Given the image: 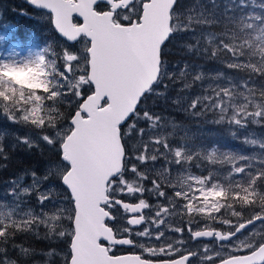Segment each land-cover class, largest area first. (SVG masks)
Segmentation results:
<instances>
[{"label":"snow or ice","instance_id":"obj_1","mask_svg":"<svg viewBox=\"0 0 264 264\" xmlns=\"http://www.w3.org/2000/svg\"><path fill=\"white\" fill-rule=\"evenodd\" d=\"M27 2L46 10L67 46L0 59V109L55 150L60 191L35 172L30 184L29 174L8 182L0 197V264L30 255L9 247L18 233L41 226L66 244L63 264H264V137L238 135L264 128V0H197L196 15L178 13V0ZM219 24L224 31L203 52L223 55L243 75L205 84L197 72L183 84V91L201 87L186 110L215 116L212 123L247 146L240 152L194 145L146 105L176 84L165 48ZM18 142L35 146L27 137ZM33 195L39 212L25 210ZM121 248L128 251L117 254Z\"/></svg>","mask_w":264,"mask_h":264},{"label":"rangeland","instance_id":"obj_2","mask_svg":"<svg viewBox=\"0 0 264 264\" xmlns=\"http://www.w3.org/2000/svg\"><path fill=\"white\" fill-rule=\"evenodd\" d=\"M26 0H0V36H3L4 39L0 40V59L8 58L13 56L16 53H19V56L16 58L27 56L30 51H35L38 47L46 46V44H52L54 47L57 45L67 46L63 38L59 37L52 29L51 24L49 23L48 16L46 11H39L34 9L31 13L27 12L26 9ZM190 10L178 11V13L187 14ZM192 15H196L195 11H191ZM9 15H14L16 20H12ZM26 18L27 26L21 27L19 20ZM23 21V24L24 22ZM191 34V33H189ZM216 35L213 32H209V27L205 26L203 29L200 27L196 28V35L192 34L190 37L191 40H194L193 44L184 43L188 38L187 35L183 39H174L173 46L177 48L176 51L169 49L171 56L165 63L168 65L169 70L177 76V81L174 87L170 86L167 92H164L163 88L158 89V92H163L162 96L157 97L153 95L151 99L146 102V105L149 106L152 111L156 114L163 116L162 113L157 110L161 105L165 108L172 107L178 111L190 112V119L192 123H170L166 124L165 127L169 131L178 130L180 135L187 134L189 142L194 145H210L216 144L225 150H232L234 152L245 151L247 146L241 143L240 139H234L231 136L230 129L226 125L214 124L211 121L216 117L207 114L202 117H194L191 114L190 110L187 109V101L191 99L194 95L199 94L201 87L199 85H194L192 88L187 91H183L184 83H191L193 75L197 72L202 73L205 77V84L208 82L209 78L217 76H230L238 77L239 75L233 73L232 71L226 72V59L221 60L220 63L225 64L224 67L221 65L220 68L213 67L211 61L202 55L203 49L201 47L206 44H209V39L211 36ZM218 36V35H217ZM199 40V47H194L196 42ZM190 44V45H189ZM80 45H76L78 49ZM219 55L217 56V58ZM197 58L204 59V63L198 62ZM213 62V61H212ZM189 66L186 71L187 75L180 77L179 73L181 69H185V66ZM173 101H179L178 103H173ZM169 106V107H168ZM2 114V120L0 125L2 127L0 131V146L3 147V154L0 155L6 157V159L20 160L23 162L24 170L20 173H12L11 175L4 177L0 182V197L4 196L8 188V182L15 177L25 176L29 174L24 183L30 184L31 178L30 174L32 172L36 173L37 179H43L44 176L49 177V181L45 182L54 191L59 192L60 189L56 187L59 184L58 179L55 178L56 174V163L57 158L54 156V149L50 146H45L39 142L37 135L38 130H35L29 126L16 123L9 119V114L0 110ZM164 122V121H163ZM241 137L243 135H248L251 137H264V128L252 125L247 131H242L239 133ZM27 137L32 140L34 147L30 148L27 145L20 143L18 141ZM179 138V137H176ZM134 143V141H133ZM11 152V153H10ZM17 156L19 158L13 159L11 156ZM5 159V160H6ZM44 164L39 168V163ZM5 165V161H0V171ZM196 172L197 170H193ZM43 189V185L41 186ZM37 193L36 195H38ZM36 195L25 198V210H33L34 212L40 211V206L36 201ZM62 199V197H60ZM148 198V197H146ZM151 199V198H148ZM66 206V205H62ZM47 211V209H45ZM30 241V243L17 244V247L22 246L29 250L30 255L21 256L20 264H63L64 250L66 249V244L60 239H53L47 235V230L41 226L36 232H22ZM187 238V237H185ZM243 238V237H242ZM45 240L50 241L49 243ZM44 243L58 244L51 251H40L39 246ZM209 243L207 240L201 241L199 244H191L194 248H200L203 244ZM14 251L9 250L10 254ZM55 252L57 255L55 257L49 256V252ZM18 252V251H17ZM35 253V255H31ZM20 255V253L18 252ZM44 258L40 260V258ZM13 255V259H15Z\"/></svg>","mask_w":264,"mask_h":264},{"label":"trees","instance_id":"obj_3","mask_svg":"<svg viewBox=\"0 0 264 264\" xmlns=\"http://www.w3.org/2000/svg\"><path fill=\"white\" fill-rule=\"evenodd\" d=\"M201 2L206 3L207 0H201ZM217 2L219 3L220 0H217ZM178 4H179L178 11H183V10L195 11V6L197 4V0H178ZM25 10H27V12H29V13L34 11V9H32L28 5L26 6ZM8 17H11L12 20H16V17L14 15H9ZM25 20H26V18H24L23 20H19L18 21L21 27L27 26L28 23ZM23 21H25L24 24H23ZM223 31H224V26L222 24L212 25V26L209 27V32H213L216 35H220ZM190 35L191 34L187 35L188 39L184 43H187V44L188 43H190V44L194 43V40H191L192 38L190 37ZM205 47L211 49V48L214 47V45L210 44V43L208 45L204 44L201 47V49H204ZM169 49H171L173 51L177 50V48L175 46H173V41L164 50L165 53H166V56L164 57L165 60H167L169 58V56H171L172 52L170 53ZM202 55L205 56L206 58H208L211 61V63L213 64V67L220 68L221 65H223V67L225 65V64L220 63L221 60L222 61L225 60V57L223 55H219V57L215 58V59L211 58L210 55L204 54V52L202 53ZM197 61L204 63V61H206V60L201 59V58H197ZM224 69H225L226 72L232 71L233 73H235V74H237L239 76L243 75L242 73H236V72H234V70L228 69L227 67L224 68ZM157 110H159L162 113L163 121L166 124H170V123H173V122L190 124V123H192V120H193V118H192V120L190 119V116H191L190 112H184V111L181 112V111L173 109L172 107L165 108L162 105H161V107H158ZM2 118H3L2 114H0V121L2 120ZM1 129H2V127L0 125V131H1ZM11 158L17 159L19 157L12 155ZM5 159H6V157H4V156H2L1 159H0V161H5V165L3 166L2 170L0 171V182L2 181V179L4 177H7V176L11 175L12 173H20L21 171L24 170L23 169L24 165H23L22 161H20V160L15 161V160H12V159H6L5 160ZM44 162L45 161H43L42 163H39V168H41L43 166ZM29 241L30 240L25 235H23V233H18L17 236L14 238V241L12 242V246L9 247V250H12L13 247H17V244H19V243L20 244L23 243V245H24V244L28 243ZM45 241L48 242V243L50 242L48 240H45ZM57 245L58 244H56V243H52V244L44 243L43 245L39 246V250L40 251H45V252L51 251ZM14 255H15V257H17L19 254L16 251ZM43 259L44 258H42V257L40 258V260H43ZM20 260H22V259L20 258Z\"/></svg>","mask_w":264,"mask_h":264},{"label":"flooded vegetation","instance_id":"obj_4","mask_svg":"<svg viewBox=\"0 0 264 264\" xmlns=\"http://www.w3.org/2000/svg\"><path fill=\"white\" fill-rule=\"evenodd\" d=\"M115 214L119 215V212L117 211ZM127 251H128L127 248H121V249L118 250L117 254H123V253H125Z\"/></svg>","mask_w":264,"mask_h":264},{"label":"water","instance_id":"obj_5","mask_svg":"<svg viewBox=\"0 0 264 264\" xmlns=\"http://www.w3.org/2000/svg\"><path fill=\"white\" fill-rule=\"evenodd\" d=\"M28 4H30V3H28ZM30 6L34 8V6H32L31 4H30ZM40 11H43V10H40ZM44 11H46V10H44Z\"/></svg>","mask_w":264,"mask_h":264}]
</instances>
